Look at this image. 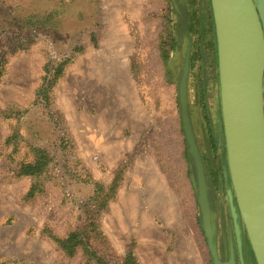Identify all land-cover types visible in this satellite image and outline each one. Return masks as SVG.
I'll return each instance as SVG.
<instances>
[{
	"label": "rangeland",
	"instance_id": "rangeland-1",
	"mask_svg": "<svg viewBox=\"0 0 264 264\" xmlns=\"http://www.w3.org/2000/svg\"><path fill=\"white\" fill-rule=\"evenodd\" d=\"M187 3L0 0V264H95L52 238L90 223L111 264L129 252L137 264H214L181 117L188 49L204 175L220 177L214 197L234 190L211 3ZM36 150L46 172L19 178Z\"/></svg>",
	"mask_w": 264,
	"mask_h": 264
},
{
	"label": "water",
	"instance_id": "water-1",
	"mask_svg": "<svg viewBox=\"0 0 264 264\" xmlns=\"http://www.w3.org/2000/svg\"><path fill=\"white\" fill-rule=\"evenodd\" d=\"M255 0H210L214 20L220 79L223 138L234 190H227L229 206L240 241L242 218L256 264H264V16ZM218 20L226 33L230 71L223 69V49ZM190 49L187 50L179 84L182 125L188 153L194 162L198 185L191 176L202 215V229L214 264L219 262L215 229L205 183L203 163L189 115L188 78ZM232 77L228 97L226 82ZM230 107H235L232 114ZM233 110V109H232ZM231 111V113H230ZM257 190V192H255ZM236 197L237 207L234 205ZM239 210V213H238Z\"/></svg>",
	"mask_w": 264,
	"mask_h": 264
},
{
	"label": "flooded vegetation",
	"instance_id": "flooded-vegetation-1",
	"mask_svg": "<svg viewBox=\"0 0 264 264\" xmlns=\"http://www.w3.org/2000/svg\"><path fill=\"white\" fill-rule=\"evenodd\" d=\"M178 2L181 6V9L187 10V0H171V2ZM190 2V0H189ZM189 9V7H188ZM190 177L191 175H195L197 180V173L195 168L192 169L189 167ZM205 170V178L206 184L208 188V197L210 202V209L215 216V236L217 241V252L219 256V260L222 264H256L255 255L249 243V239L247 236V232L243 221L240 217V243L237 238V233L234 225V220L232 218L230 207L228 204V199L226 196H222V193L216 194V197L213 196L212 191L214 189H220L222 192L223 188H219L220 182H218L219 178L216 175H213V181L209 178V173H206ZM224 177V176H223ZM212 183V184H211ZM218 183V184H217ZM217 184V185H215ZM215 185L216 187H213ZM219 185V186H218ZM234 203L237 206L236 199H234ZM239 213V211H238Z\"/></svg>",
	"mask_w": 264,
	"mask_h": 264
},
{
	"label": "trees",
	"instance_id": "trees-1",
	"mask_svg": "<svg viewBox=\"0 0 264 264\" xmlns=\"http://www.w3.org/2000/svg\"><path fill=\"white\" fill-rule=\"evenodd\" d=\"M212 26L214 27L213 15H210ZM214 31V29H213ZM163 60L167 61V54L162 53ZM2 76V69H0V77ZM54 85V83H52ZM52 84L48 89L52 87ZM48 91V90H47ZM49 156L41 150L35 151V158L32 162L27 164H22L19 167V170L16 172V175L19 178L23 177H40L44 174L49 166ZM34 193V188L29 193L28 197H32ZM97 228L93 223H90L88 226H85L82 229H79L75 232L69 234L66 238H56L52 237L57 246L64 252V254L73 258L77 252L81 249L84 252V255L87 257L89 262H94L95 264H111L108 259L102 257L99 252L92 245V235L91 232H96ZM121 264H137L135 257L132 252L127 253L124 260Z\"/></svg>",
	"mask_w": 264,
	"mask_h": 264
},
{
	"label": "bare ground",
	"instance_id": "bare-ground-1",
	"mask_svg": "<svg viewBox=\"0 0 264 264\" xmlns=\"http://www.w3.org/2000/svg\"><path fill=\"white\" fill-rule=\"evenodd\" d=\"M255 1H257L256 3H257V6H258V9H260V14L263 17L264 16V0H255ZM218 25H219V31H220V34H221L220 36H221V43H222V49H223L224 76L227 77V69L229 68V70H228V75H229V71H230V67H231L230 52L228 51L229 49H228V43L226 41V39H227L226 38V33L223 31L224 27H223L222 23L219 20H218ZM232 83H233L232 77L229 76V79L226 82L228 97L231 94V91H232V88H233ZM230 110L232 111V114H233L235 112V107H233V108L230 107ZM231 111H230V113H231ZM255 192H257V190Z\"/></svg>",
	"mask_w": 264,
	"mask_h": 264
}]
</instances>
